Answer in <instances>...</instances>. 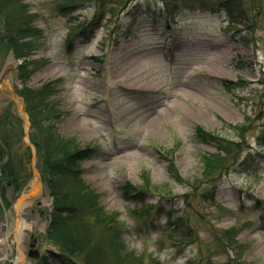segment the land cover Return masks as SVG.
<instances>
[{
    "label": "rangeland",
    "instance_id": "obj_1",
    "mask_svg": "<svg viewBox=\"0 0 264 264\" xmlns=\"http://www.w3.org/2000/svg\"><path fill=\"white\" fill-rule=\"evenodd\" d=\"M80 1L24 0V16H33L28 34H43L21 59L3 39L0 11V150L4 162L12 154L30 174L21 190L0 181V221H13L17 229V201L41 178V195L21 213L26 264H42L43 257L60 264L51 257L58 248L47 239L54 199L20 94L49 83L55 85L56 132L95 150L83 178L101 206L120 214L129 250L161 264H264V145L258 140L264 130V13H252L255 28L241 20L232 31L220 13L183 7L168 21L161 0H106L96 28L97 2ZM89 22L85 33L79 26ZM25 61L36 65L24 79L19 68ZM198 128L244 141V157L251 150L257 164L209 183L205 157L219 151L198 137ZM172 164L183 182L175 180ZM144 177L154 186L146 202L127 199L123 188L144 184ZM209 190L213 198L205 196ZM171 211L185 215L194 243L170 234ZM230 229L239 230L238 257L220 241ZM31 250L40 255L31 257Z\"/></svg>",
    "mask_w": 264,
    "mask_h": 264
},
{
    "label": "trees",
    "instance_id": "obj_2",
    "mask_svg": "<svg viewBox=\"0 0 264 264\" xmlns=\"http://www.w3.org/2000/svg\"><path fill=\"white\" fill-rule=\"evenodd\" d=\"M24 0H0V11L4 17L3 39L6 45L14 51L17 59L30 57L32 49L36 47L35 39L42 31H34L33 36L28 32L32 27L33 16H24L26 6ZM88 0L80 1L84 3ZM97 2L95 19L99 27L105 18L107 6L106 0ZM164 15L168 21L174 20L183 7L190 10L210 11L223 14L229 22L231 30H237L234 26L237 21L249 20L246 28H255V22L251 20L254 11L264 13L262 0H161ZM79 4V3H78ZM182 5V6H181ZM8 6V7H7ZM73 6L63 4L62 9ZM114 14L112 13V17ZM79 26L85 33L91 27ZM92 28L90 33H93ZM238 30L237 32H240ZM34 61H25L19 68L20 76L28 78L34 72ZM55 92L53 83L46 84L39 89L25 87L21 96L25 99L26 110L32 122V128L36 129L32 136V142L39 151L42 162V174L48 184L50 195L54 199L51 223L47 233V239L58 250L51 252V257L60 264H161L157 258L146 255H137L129 250L124 241V228L118 212H109L100 204V195L93 190L84 180L83 171L87 161L95 156L94 149H82L74 139L60 136L56 132L53 121L54 105H51V96ZM245 127H239L244 129ZM198 137L208 143L214 144L219 153L205 157V179L209 183H216L219 178L230 173L231 169H250L257 164L256 156L250 150L244 157L245 148L243 142L224 139L214 133L197 129ZM259 145H264V130L258 138ZM5 150H0V181L6 187L13 185L21 190L26 184L30 174L16 163L14 155L8 154L5 160ZM4 162V163H3ZM174 178L183 182L181 176L172 164ZM6 185V186H5ZM154 186L149 178L144 177V184L135 186L127 184L123 190L127 199H135L146 202L147 194ZM214 191H207L206 197L213 198ZM3 195L5 192L3 191ZM162 200L165 195L157 196ZM149 211V208H147ZM149 214V213H148ZM150 215V214H149ZM171 222L170 234L176 232L189 243L195 231L190 226L185 215L176 216L169 214ZM239 230L230 229L222 232L220 241L230 244L232 251L238 257L243 246L238 241ZM42 264H49V258H41Z\"/></svg>",
    "mask_w": 264,
    "mask_h": 264
},
{
    "label": "bare ground",
    "instance_id": "obj_3",
    "mask_svg": "<svg viewBox=\"0 0 264 264\" xmlns=\"http://www.w3.org/2000/svg\"><path fill=\"white\" fill-rule=\"evenodd\" d=\"M40 178H37L31 187V190L26 193L25 196H23L19 201H17L16 208L19 215L18 221H17V231H16V242L21 250L22 247V240L21 237L23 235V230L27 228L26 223L21 218L22 211L27 208L32 202L35 200V198L39 197L41 195V189H40ZM26 257L24 253H21V260L20 264H25Z\"/></svg>",
    "mask_w": 264,
    "mask_h": 264
},
{
    "label": "built area",
    "instance_id": "obj_4",
    "mask_svg": "<svg viewBox=\"0 0 264 264\" xmlns=\"http://www.w3.org/2000/svg\"><path fill=\"white\" fill-rule=\"evenodd\" d=\"M15 245L13 233L10 230L8 222L0 223V264L7 262L17 263L19 257L12 258V249Z\"/></svg>",
    "mask_w": 264,
    "mask_h": 264
},
{
    "label": "water",
    "instance_id": "obj_5",
    "mask_svg": "<svg viewBox=\"0 0 264 264\" xmlns=\"http://www.w3.org/2000/svg\"><path fill=\"white\" fill-rule=\"evenodd\" d=\"M32 147H34V145L33 144H30ZM35 148V147H34ZM36 154V151L34 152V155ZM39 177H40V175H39ZM41 179V178H40ZM32 247L34 248L35 247V245H32ZM40 255V253L39 252H34L33 250H31V252H30V256L31 257H38Z\"/></svg>",
    "mask_w": 264,
    "mask_h": 264
}]
</instances>
